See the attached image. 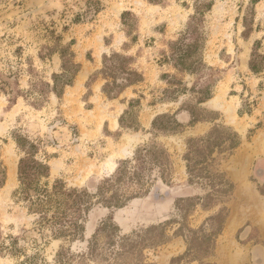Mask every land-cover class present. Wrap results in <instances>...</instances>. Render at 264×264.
Masks as SVG:
<instances>
[{"label": "rangeland", "instance_id": "rangeland-1", "mask_svg": "<svg viewBox=\"0 0 264 264\" xmlns=\"http://www.w3.org/2000/svg\"><path fill=\"white\" fill-rule=\"evenodd\" d=\"M253 1L0 0V264H264V70L247 69L252 54L264 64V0ZM196 8L204 12L188 27ZM72 60L82 80L59 99L48 93L52 75L59 84L72 77ZM126 68L144 80L108 100L101 88L116 93L130 80ZM128 100L133 109L120 123ZM162 114L183 125L154 131ZM232 132L240 144L230 150ZM15 134L49 165L41 184L60 180L93 194L129 160L138 176L115 190L132 198L107 208L94 197L78 236L52 238L16 193L23 154ZM199 138L207 139L201 149L214 146L206 163L188 156Z\"/></svg>", "mask_w": 264, "mask_h": 264}, {"label": "trees", "instance_id": "trees-1", "mask_svg": "<svg viewBox=\"0 0 264 264\" xmlns=\"http://www.w3.org/2000/svg\"><path fill=\"white\" fill-rule=\"evenodd\" d=\"M253 2L255 3L257 2V0H254ZM212 4L213 3H208L206 6H204V10H210ZM204 10H198L197 8L195 9L194 14L189 17L190 22L188 21V27L192 26L193 20L196 18V14H202ZM125 14L126 12H123L121 16L123 17ZM126 35H128V32H126ZM255 44L256 42H254V46ZM69 56L74 59V55L72 52H69ZM113 56L116 57L117 55L115 54ZM60 57L62 59V64H64V54H60ZM254 58L255 57L252 54V59L250 60L248 67L252 73L258 74L263 70L264 64L256 66L255 64H253ZM106 59L107 57L104 56V61ZM123 59L130 62L133 60V58L130 57H123ZM260 60L262 61V63L264 62V55L260 56ZM193 63L202 64V59L200 58L198 59V61H194ZM73 65L75 69L72 77L64 79L61 84L58 83V78H61L62 76L58 74L52 75V84L49 87L48 91L49 94L52 93L60 99L64 93V89L67 86H71L73 84L74 78L80 70V65L78 63L73 61ZM123 71L131 75L130 80L127 81L126 84L122 85L120 89L114 94L107 93L104 85L101 91L106 95L107 98H116L124 90V88L143 81V75L137 72L135 68H126V70ZM209 98L210 94H207L203 99H201V102H204ZM132 102L133 100L129 101L130 108L124 113V115L121 116V118L119 119L120 123L125 116L131 113L133 109ZM198 121L199 119L195 118L191 114L190 123L193 124ZM136 123L137 121H135V123H132V130L136 129ZM151 126L156 132L157 130H162L164 131V133H173L176 132L182 125L176 120L174 116L162 114L156 116L153 119ZM228 135V138H231L229 140L230 144L228 148L232 150L238 147V145L240 144L239 135L236 132H232ZM207 139L209 145L213 143L217 145V143H219L218 140H215L216 138L214 136H209ZM207 139L199 138L197 140H190L191 146L188 149V156L191 158V156L198 154L199 157L204 158V163L212 159L214 146L209 147L207 145V147H209L208 149L207 147L201 149L200 146H198V142H204ZM14 142L18 150L23 154V156L19 158L17 163V179L19 186L16 190V193L21 199L26 201L28 205V212L36 216L35 222L39 226V229L41 230L42 227H48L52 233L51 236L54 239L74 238L84 230L85 218L91 206L94 204L92 202L94 197H97V199L102 198L100 199L101 202L99 203L107 208H119L122 207L129 198H132L131 196H133L130 194L119 196L115 190V188H118L117 186H119L121 182L125 181V179L129 180L134 178L135 176H138V172L134 171V173L131 175L128 172L127 164L130 163L129 160L120 161L115 173L111 177L104 179L98 186L96 192L91 194L85 189L67 188L65 184L60 180H54L52 184H49L47 181L41 184V179H47L49 177L50 168L47 162H43L36 158V153L38 152L36 144L17 134L14 135ZM140 149H138V152ZM141 150L145 153L148 152V154H152L150 153V151H154L147 148H142ZM159 153H161V157L164 158V161L167 162L168 154L166 150L164 148H161L159 150ZM187 169L189 173L193 170V168L190 167L189 164L187 165ZM5 177V168L0 166V187L4 185ZM106 192H111V194L106 197L104 196ZM104 227L108 226L105 225ZM95 244L96 240L94 237V241L90 243V246L88 248V254H93Z\"/></svg>", "mask_w": 264, "mask_h": 264}, {"label": "crops", "instance_id": "crops-1", "mask_svg": "<svg viewBox=\"0 0 264 264\" xmlns=\"http://www.w3.org/2000/svg\"><path fill=\"white\" fill-rule=\"evenodd\" d=\"M246 64V63H245ZM245 67V66H244ZM247 69H248V71L251 73V74H254V73H252L251 71H250V69H249V67L247 66ZM263 70H264V68H263ZM262 72V71H261ZM260 72V73H261ZM79 73H82V71L81 70H79L78 71V73L76 74V76H75V78H74V83H73V85H76L75 86V88H77V84L76 83H78V77H79ZM260 73H258V74H260ZM257 74V75H258ZM143 75V74H142ZM254 75H256V74H254ZM143 80H144V77H143ZM82 84V83H81ZM86 84V83H85ZM80 85V84H79ZM71 87H73L72 85H71ZM91 89V88H90ZM65 90V89H64ZM101 90H102V88H101ZM101 94H103L102 93V91H101ZM89 96H91V92H90V95ZM108 100H115V98H113V99H109V98H107ZM205 102V101H204ZM130 108V106H129V100H128V102H127V108H126V110H124V111H122V114L124 115V113L128 110ZM187 116H188V121L190 122V120H191V115L189 114L188 115V113H187ZM174 117L176 118L177 117V115L176 114H174ZM120 118H121V116H120ZM119 118V119H120ZM118 119V120H119ZM176 120L180 123V124H182L181 122H180V120H178L177 118H176ZM152 123V122H151ZM151 123H150V125H151ZM183 125V124H182ZM151 127V126H150ZM134 130V132H138L139 130H141V124L139 123V120H137V123H136V129H133ZM9 168V167H8ZM9 174V173H8ZM8 181V180H7ZM232 228H233V225L232 224H230V225H228L227 227H226V233H229L231 230H232Z\"/></svg>", "mask_w": 264, "mask_h": 264}, {"label": "bare ground", "instance_id": "bare-ground-1", "mask_svg": "<svg viewBox=\"0 0 264 264\" xmlns=\"http://www.w3.org/2000/svg\"><path fill=\"white\" fill-rule=\"evenodd\" d=\"M82 73H79V77H78V82H80L82 80ZM8 181L6 183V187L9 186L10 182H13L15 180V176H16V165L15 162H12L11 164H9V168H8Z\"/></svg>", "mask_w": 264, "mask_h": 264}, {"label": "flooded vegetation", "instance_id": "flooded-vegetation-1", "mask_svg": "<svg viewBox=\"0 0 264 264\" xmlns=\"http://www.w3.org/2000/svg\"><path fill=\"white\" fill-rule=\"evenodd\" d=\"M124 206V205H123ZM120 208V207H119Z\"/></svg>", "mask_w": 264, "mask_h": 264}]
</instances>
